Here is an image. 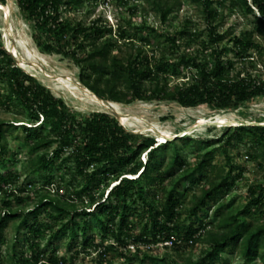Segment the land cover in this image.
I'll return each instance as SVG.
<instances>
[{
  "label": "trees",
  "instance_id": "1",
  "mask_svg": "<svg viewBox=\"0 0 264 264\" xmlns=\"http://www.w3.org/2000/svg\"><path fill=\"white\" fill-rule=\"evenodd\" d=\"M16 1L32 26L37 47L73 59L79 67V81L101 99L123 104L173 101L186 108L208 105L217 111L235 110L257 98L264 99V80L244 74L243 69L237 71L234 58L226 57L225 49L220 48L227 38L219 29L223 15L216 4L221 0H189L203 7L208 24V43L203 45H210L209 58L197 52H181V39L192 36L186 27L172 34L159 27L134 26L127 20L126 24L119 23L112 35V27L104 24L101 17L90 24L81 20L72 23L64 17L66 11L78 10L87 0ZM147 1L163 23L182 5L179 0L173 4L168 0ZM233 3L252 14L256 26L264 31V0ZM228 41L235 57L252 62L250 51L257 46L252 31ZM119 52L123 55L119 56ZM171 76L184 80L172 82ZM0 108L16 110L27 119H0L2 167H7L10 159L8 136L21 129L30 174L37 172L48 188L55 183L54 170L65 168L70 175L61 179L66 186V201L43 194L27 213L12 209L13 201H5L0 209V264L4 262L1 245L5 231L16 220H20L18 232L21 227L28 228L25 235L29 242L28 253L19 249L25 243L18 239L14 243L13 264H73L56 250H44L40 243L44 239L51 245L66 238L68 250L99 247L101 254L106 255L108 248L95 244L91 234L94 222L103 240L114 237L116 246L122 249L123 264H179L171 255L153 254L151 248L168 241L173 248H180L182 242L193 244L198 240L208 244L204 257L197 261L189 258L186 264H229L223 255L236 249L244 264H257V260L264 264V224L254 226L248 218L264 207V179L249 185L250 199L244 206L230 208L231 203L225 200L243 173L242 169L234 174L237 167L228 152L230 147L249 145L248 157L259 158V167L264 170L263 124L227 125L221 137L196 140L184 135L158 144L154 135L130 132L109 111H92L79 117L62 97L23 71L18 60L5 49L1 31ZM189 144L201 148L197 155L200 162L192 166L185 155ZM217 144L220 145L209 149ZM218 149L229 159L230 168H222L209 178V172L216 168L213 162ZM19 178V173L0 168V194L10 195L9 187ZM196 188H200V193L195 192ZM26 190L27 185L23 184L16 192ZM188 194H192L189 206L184 204ZM86 196L92 207L85 205L80 209L75 198L84 202ZM15 198L25 202L19 195ZM42 210H49L51 224L40 221ZM182 210L190 222L179 230ZM213 224L215 227H210ZM130 242L136 247L135 252L125 253Z\"/></svg>",
  "mask_w": 264,
  "mask_h": 264
},
{
  "label": "rangeland",
  "instance_id": "2",
  "mask_svg": "<svg viewBox=\"0 0 264 264\" xmlns=\"http://www.w3.org/2000/svg\"><path fill=\"white\" fill-rule=\"evenodd\" d=\"M168 1L173 4L177 0ZM179 1H181L182 5L176 7V10L170 15L166 23L161 21L160 15L147 0H98L97 3H95V0H87L78 10L66 11L64 17L72 23L81 20L86 24H90L94 19L101 17L104 24L112 27V35L115 34L117 25L119 23L126 24L127 20L134 23V26L141 28L144 26L159 27L165 32L172 34L186 27V30L192 36L186 35L181 39V52L185 51L190 54L197 52L201 56L205 57L207 55L209 58L210 45H207V47L203 45V42L208 43V24L203 13V7L191 3L189 0ZM237 1L242 2V0ZM233 2L234 0H221L220 3L216 4L219 13L223 15V18L219 20V23H221L219 29L221 33L227 34V38L220 44V48L225 49L226 57L234 58L237 71L243 69L244 74L250 73L253 77L256 76L264 80V31L256 26L255 18L252 14L247 13L244 8H239ZM0 4L9 6L11 10L7 14L4 9H0L2 42L8 51H13L14 53L15 49L18 51L19 57L16 56V58L25 73L33 74L37 81L49 88L55 96L62 97L79 117H85L92 111H109L120 121V117L116 112L93 102L90 96L76 84L79 81V67L73 59L58 53L45 52L37 47L32 37V26L24 18L16 0H6L4 3L0 2ZM186 21H190V23L187 25ZM247 31L253 32V38L257 45L250 51L251 57L249 59L252 62L248 60L240 61L239 58L235 57L230 50L232 43L228 41L230 37L245 35ZM140 33L143 34L144 30ZM118 55H123V52H119ZM21 61L26 63L25 66L22 65ZM187 75L190 74L188 73ZM170 80L177 82L184 79L171 76ZM117 108L122 114L127 115L128 121L124 127L130 132L157 136L159 135L158 131H160L163 133V136L169 137V139L189 135L196 140H204L211 137H221L224 126L227 125H264L263 98H257L245 107L221 111H217L208 105L186 108L173 101H136L132 104L117 103ZM15 118L27 120L24 114L16 113V110L8 111L5 108H0V119L13 120ZM217 121L222 123H218ZM219 145L217 144L209 149L218 147ZM8 147L10 159L7 161V167H2L0 162V168L3 171L12 170L19 173L20 178L16 184L9 187L12 191L10 195L0 194V209L4 207L5 201L11 200L13 201L12 209H21L27 213L36 207L43 194L57 196L65 201L68 200L66 186L61 182L63 177H70L67 169L54 170L55 183L51 184L48 188L37 172L30 174L27 163L29 155L26 152L27 147L24 142V132L21 129L13 135L8 136ZM249 149V145L243 144H237L228 149V152L233 157V163L237 167L234 174L243 169L241 178L231 186L225 198L226 201L231 203L230 208L244 206L250 199L249 185L254 183L259 184L264 179V170L258 164L260 159L248 157L247 151ZM200 150V146L196 144H189L185 148L188 165L192 166L200 162V159L197 158ZM142 160L143 162L146 161L144 155L142 156ZM213 163L216 165V168L209 172V178L215 177L222 168L224 171L230 168L229 159L220 149L217 150ZM207 170L210 171V168ZM23 184L27 185L26 192H16L17 187ZM195 192L200 193V188H196ZM107 193L108 191H106L105 197ZM64 194L66 195L64 196ZM18 195L25 199L24 203L19 202L15 198ZM85 199L82 202L79 198H75V203L80 209H84L85 205L86 207H92L90 206L89 198L86 196ZM191 201L192 194L186 195L184 204L189 206ZM212 210L211 208L210 215L212 214ZM248 218L254 226L264 224V207L261 210H255ZM39 219L44 224L52 223L49 210H42L39 214ZM33 220L34 218L31 216L30 222H33ZM77 221L80 222L79 217ZM179 221V230H182L190 222L184 210L181 211ZM19 223L20 220L11 222L5 231L4 243L1 245V256L4 259L3 264H13L11 255L13 253V245L17 239L20 243H25L24 246L19 245V249H26V253H28L27 243L29 242V238L25 235L28 228L21 227L20 232H18L17 226ZM93 226L91 234L95 237V244L107 247L106 255L101 254L99 247H92L88 250L81 248L68 250V240L66 238H62L51 245L47 244L48 241L46 239L41 240V247L47 252L56 250L58 255L65 256L68 262H72L73 264H123L122 249L119 248V245L116 246L114 237L103 240L96 222H94ZM210 227L214 228L215 224ZM131 245L132 242L124 250L125 253L135 252L136 247L133 248ZM141 247V249H144L145 246ZM207 247V243L198 240L193 244L182 242L180 248H173L172 246H166L165 243H159L154 245L151 251L159 257H163L165 254L171 255L172 259L178 261L179 264H186L189 258L197 261L199 258L204 257V251ZM223 256L228 258L229 264H244V259L239 253V249H236L233 253L226 252ZM256 263L261 264L258 260ZM210 264L220 263L211 261Z\"/></svg>",
  "mask_w": 264,
  "mask_h": 264
},
{
  "label": "bare ground",
  "instance_id": "3",
  "mask_svg": "<svg viewBox=\"0 0 264 264\" xmlns=\"http://www.w3.org/2000/svg\"><path fill=\"white\" fill-rule=\"evenodd\" d=\"M4 9L5 12L7 14L10 13V7L9 6H5V5H2L0 4V9ZM30 51V50H29ZM15 53L16 55L18 56V51L15 49ZM19 57V56H18ZM21 63H23L22 65L25 66V62L24 61H21ZM86 94H88L90 96V99L97 103V104H100L108 109H111L112 111L116 112V114L119 115L120 117V121L125 125V123L128 121V117L127 115L125 114H122L118 108H117V102H114V101H109V100H104V99H101L100 97L96 96L90 89H88L83 83H81L80 81H78L76 83ZM220 119V118H219ZM225 121V120H224ZM218 123H222L220 121H217ZM159 133V136L160 137H163V138H166V136H163V133H161L160 131H158ZM165 135V133H164Z\"/></svg>",
  "mask_w": 264,
  "mask_h": 264
},
{
  "label": "built area",
  "instance_id": "4",
  "mask_svg": "<svg viewBox=\"0 0 264 264\" xmlns=\"http://www.w3.org/2000/svg\"><path fill=\"white\" fill-rule=\"evenodd\" d=\"M164 243H165V245H168V246L172 245V242L171 241L164 242ZM131 246L134 248V245H131Z\"/></svg>",
  "mask_w": 264,
  "mask_h": 264
},
{
  "label": "clouds",
  "instance_id": "5",
  "mask_svg": "<svg viewBox=\"0 0 264 264\" xmlns=\"http://www.w3.org/2000/svg\"><path fill=\"white\" fill-rule=\"evenodd\" d=\"M12 53V52H11ZM13 54V53H12ZM14 56V55H13ZM17 56V55H16ZM15 57V56H14ZM16 58V57H15ZM17 59V58H16ZM20 65V64H19ZM33 75V74H32ZM121 122V121H120ZM122 123V122H121ZM123 126H125L123 123H122ZM168 140V139H167Z\"/></svg>",
  "mask_w": 264,
  "mask_h": 264
},
{
  "label": "water",
  "instance_id": "6",
  "mask_svg": "<svg viewBox=\"0 0 264 264\" xmlns=\"http://www.w3.org/2000/svg\"><path fill=\"white\" fill-rule=\"evenodd\" d=\"M97 96V95H96ZM99 97V96H98Z\"/></svg>",
  "mask_w": 264,
  "mask_h": 264
}]
</instances>
